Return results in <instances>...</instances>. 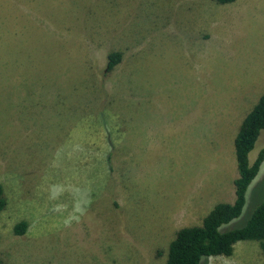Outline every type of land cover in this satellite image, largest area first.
<instances>
[{"label": "rangeland", "instance_id": "obj_1", "mask_svg": "<svg viewBox=\"0 0 264 264\" xmlns=\"http://www.w3.org/2000/svg\"><path fill=\"white\" fill-rule=\"evenodd\" d=\"M263 92L264 0H0V264H165L180 228L234 201V137ZM262 147L264 129L250 164ZM263 179L264 161L221 230Z\"/></svg>", "mask_w": 264, "mask_h": 264}, {"label": "trees", "instance_id": "obj_2", "mask_svg": "<svg viewBox=\"0 0 264 264\" xmlns=\"http://www.w3.org/2000/svg\"><path fill=\"white\" fill-rule=\"evenodd\" d=\"M225 4L234 0H215ZM106 67L112 70L122 59V53L112 51L107 55ZM264 129V92L247 112L241 121L234 137V151L238 176L234 179L235 197L233 202L217 203L202 219L201 225L180 228L169 243L165 264H209L208 256L233 253L234 244L241 240L257 241L264 253V191L258 205L254 208L246 222L240 227L221 230L220 227L237 218L245 205L247 190L259 173L264 161V147L249 163V152L254 148L255 141ZM264 185V179L262 180ZM4 188L0 183V212L6 207ZM27 222L21 221L14 225L16 234L26 231Z\"/></svg>", "mask_w": 264, "mask_h": 264}]
</instances>
